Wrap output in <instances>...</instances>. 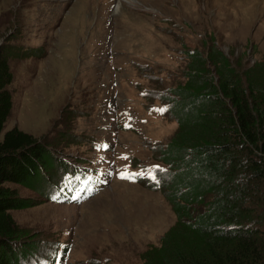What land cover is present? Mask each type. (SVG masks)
I'll return each instance as SVG.
<instances>
[{
	"label": "rangeland",
	"instance_id": "obj_1",
	"mask_svg": "<svg viewBox=\"0 0 264 264\" xmlns=\"http://www.w3.org/2000/svg\"><path fill=\"white\" fill-rule=\"evenodd\" d=\"M205 42L240 71L263 62L264 0H0V51L28 52L8 59L12 108L4 131L15 127L50 156L89 166L92 143L105 139L108 99L138 117L131 132L116 135L130 154L131 175L156 164L165 174L156 147L164 149L178 131L170 114H155L169 105L160 99L173 98L170 90L186 81L187 53L205 56ZM37 48L41 55L30 56ZM116 49L126 57L110 64ZM115 181L126 184H112L80 206L50 203L35 184L12 186L31 205L9 214L20 245L40 243L46 255L56 242L72 244L66 264H142L175 226V215L158 189Z\"/></svg>",
	"mask_w": 264,
	"mask_h": 264
},
{
	"label": "trees",
	"instance_id": "obj_2",
	"mask_svg": "<svg viewBox=\"0 0 264 264\" xmlns=\"http://www.w3.org/2000/svg\"><path fill=\"white\" fill-rule=\"evenodd\" d=\"M11 50L0 51V264H27L46 256L40 243H19L9 214L31 205L12 186L35 184L53 203L71 171L33 135L15 127L4 131L12 108L8 59L27 52ZM204 52L187 53L186 81L170 90L173 98L162 99L178 132L164 149L156 147L168 168L157 188L146 187L162 193L176 222L142 264H264V59L240 71L207 42Z\"/></svg>",
	"mask_w": 264,
	"mask_h": 264
},
{
	"label": "bare ground",
	"instance_id": "obj_3",
	"mask_svg": "<svg viewBox=\"0 0 264 264\" xmlns=\"http://www.w3.org/2000/svg\"><path fill=\"white\" fill-rule=\"evenodd\" d=\"M118 4H119V2L116 4V7L118 6ZM116 7H115V8H116ZM116 50H117V49H116ZM130 132H131V131H130ZM113 182H123V181H111L110 183H108V185H107L105 188L101 189L99 193H101V192H102L104 189H106L108 186L112 185ZM124 183H126V182H124ZM127 184H129V183H127ZM88 201H89V200H88ZM85 203H86V202H85Z\"/></svg>",
	"mask_w": 264,
	"mask_h": 264
},
{
	"label": "snow or ice",
	"instance_id": "obj_4",
	"mask_svg": "<svg viewBox=\"0 0 264 264\" xmlns=\"http://www.w3.org/2000/svg\"><path fill=\"white\" fill-rule=\"evenodd\" d=\"M161 111H163V110H161ZM54 256H55V254H53ZM38 264H39V262H38ZM55 264H60V261H59V259L57 258L56 259V262H55Z\"/></svg>",
	"mask_w": 264,
	"mask_h": 264
}]
</instances>
